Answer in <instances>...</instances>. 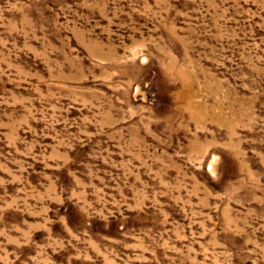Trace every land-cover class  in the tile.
<instances>
[{
  "label": "rangeland",
  "instance_id": "374dc122",
  "mask_svg": "<svg viewBox=\"0 0 264 264\" xmlns=\"http://www.w3.org/2000/svg\"><path fill=\"white\" fill-rule=\"evenodd\" d=\"M0 264H264V0H0Z\"/></svg>",
  "mask_w": 264,
  "mask_h": 264
}]
</instances>
